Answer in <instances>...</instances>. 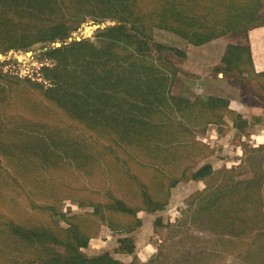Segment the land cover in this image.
Masks as SVG:
<instances>
[{
    "label": "trees",
    "instance_id": "1",
    "mask_svg": "<svg viewBox=\"0 0 264 264\" xmlns=\"http://www.w3.org/2000/svg\"><path fill=\"white\" fill-rule=\"evenodd\" d=\"M263 6L264 0H0L1 54L13 50L27 51L37 44L45 48L58 41L66 42L78 30L70 27L69 23L84 16H98L99 21L112 18L117 22L114 26L99 28L95 35L96 43L72 41L42 53V58L54 64L41 69L43 79L51 83V87L44 88L40 83L8 75L0 69V152L4 164L16 163L12 161L16 158L15 143L11 141L13 134L28 139L27 144L20 147L22 153L19 151L20 168L26 171L33 160L54 167L67 157L92 176L95 166L100 165L106 156L116 154L118 160V149L134 150L148 145L149 151L154 147L152 153L155 156L163 155L170 149L181 147L172 145V140L167 141L161 136L159 128L167 124L158 125L155 119L159 117V120L167 121L166 114L180 118L179 126L173 128L181 134H190L187 125L198 132L204 126L201 125L203 117H208L206 112L214 116L206 122L207 128L211 124L226 128V118H229L236 131L244 134L249 121L242 114L230 110L228 100L208 96L191 102L171 94L177 70L172 69L170 74H166L163 68L167 71V63L170 62L160 55L174 50L157 43L153 31L155 28L167 30L192 46L203 47L228 35H247L255 28L264 27V18L260 16ZM70 14L83 15L77 19ZM222 64L227 72L236 69L240 75H250L257 81L264 79V73L257 74L254 70L250 47L227 46ZM35 95L50 102L86 131L93 132L100 145L108 144V147L100 148L96 144L98 153H91L89 140H85L83 143L88 144L85 148L75 142V149L70 150L67 141L72 134L67 128L42 127L30 121L31 127L21 110L8 115L13 103L28 111L38 110L37 106L25 102L34 101L29 97ZM255 119L260 121V118ZM51 128H55L53 132L47 130ZM53 133L63 138L55 141ZM64 133L71 137L66 138ZM161 144H171L167 149L174 147L163 151L159 148ZM198 145L204 147L197 141L195 149ZM109 148L112 150L107 151ZM251 152L259 154L253 157V163L245 151V162L236 169H225L220 173L224 174L220 185L210 188L208 185V189L198 194L203 204L212 196L219 204L223 198L235 201V197L243 194L244 199L236 209L237 215L254 220L255 206L264 199V171L259 173L261 177L242 182L235 180L236 175H242L249 166H253L255 171L256 167L264 169V147L251 149ZM171 155L164 165L171 163ZM4 164L0 162V206L4 205L1 189L7 179L2 173ZM174 164L179 166L180 161ZM182 175L184 181L203 182L218 174L210 164H206L194 172L183 171ZM31 181L47 182L43 177ZM168 182L169 187H173L180 180L176 178ZM253 191L259 194L248 195ZM141 199L145 207L140 208L151 213L163 211L167 204L155 200L147 190L143 191ZM109 201L96 205L93 213L73 215L68 219L56 207H49L56 212V219L59 216L68 224L67 229H43L29 222L1 219L0 264H121L109 253L88 257L82 252L88 249L94 233L97 234L99 223L104 220L111 223L116 218L129 220L137 214V209L125 199L111 197ZM212 203L208 202L209 205ZM218 210L222 209L218 207ZM155 224L157 229L164 226L161 218ZM138 227L139 224H124L120 228L112 226L115 231L126 234ZM119 244L118 253L130 256L135 253L132 238L119 239ZM247 251L255 252L251 257L263 258L264 246L257 249L248 246ZM26 252H30L28 257L23 255ZM163 256L164 253H160L151 264L165 262Z\"/></svg>",
    "mask_w": 264,
    "mask_h": 264
},
{
    "label": "rangeland",
    "instance_id": "2",
    "mask_svg": "<svg viewBox=\"0 0 264 264\" xmlns=\"http://www.w3.org/2000/svg\"><path fill=\"white\" fill-rule=\"evenodd\" d=\"M70 15L78 19L83 14ZM98 18V16H84L72 20L69 26L77 27L78 30L70 39L96 43L95 35L99 28L114 26L117 23L116 19L109 18L101 22ZM245 36L228 35L203 47H195L170 31L155 28L154 40L174 50L160 55L170 62L167 63V71L163 68L166 74H170L172 69L177 70L176 76H173L171 94L184 99L195 98L194 101L186 99L191 102L208 96L228 101L233 98L251 107L259 106L264 109V86H262L264 79L257 81L250 75H240L236 69L227 72L226 66L222 64L227 46L247 47L244 46ZM70 39L66 42L58 41L45 48L42 44H37L27 51L13 50L5 54L0 53V69L8 75L40 83L44 88L51 87V83L43 79L41 69L44 66H52L53 63L42 58L41 55L59 48V45L61 47L71 43ZM175 51H178V54ZM157 63L160 65L159 62ZM35 97H29L34 101L25 102L37 106L38 110L28 111L16 107L13 103L8 115L21 110L24 119L29 121V126L31 121L42 127L67 128L69 134H72L71 137L64 133L66 138L71 137L70 141H67L70 143L68 144L70 147H67L70 150L75 149V142H79V146L85 148L87 144V142L83 143L85 140H89L88 150L91 153H98V144L100 148L108 147V144L100 145L93 132L86 131L81 125L68 119L62 111L40 95ZM233 107L235 108V105ZM206 114L208 117H203L204 122L201 125L204 126L200 127L198 132L187 125L189 135L181 134L173 128L179 126L180 118L166 114L167 121H164L163 118L159 120L158 117L155 119L158 125L167 124L166 127L159 128L163 139L172 140L174 142L172 145L181 146L175 148L177 149L175 153L173 152L175 149H170L174 146L168 148L170 150L167 149V145L171 144L159 145L161 150L168 151L157 156L152 153L154 147L149 151L148 145L134 150L121 147L122 149L116 150L120 155L118 160L116 154L106 156L100 165L95 166L92 176H88L83 167L77 166L76 162L67 157L62 160L63 163H58L59 165L54 167L33 160L27 171L21 169L19 151L22 153L20 147L25 146L28 139L15 137L16 135L13 134L11 141L15 143L16 158L12 161L16 163L4 164L3 154L0 152V162L4 164L1 166L2 173L6 174L4 176L7 178L1 189L4 205L0 206V220L6 218V221L13 219L25 224L29 222L43 229H67L68 224L59 216L56 219V212L49 210V207H56L68 219L73 215L93 213L96 205L109 203L111 201L109 198L113 197L125 199L129 205H133L137 209V216L134 215L129 220L116 218L111 223H105V220L99 223L97 234L94 233L88 249L82 250L88 257L109 253L121 264H151L160 253H164L165 262H158L159 264H264V254L263 258L258 259L251 257L255 255L254 251H247L248 246L256 249L264 246V199L261 204L255 206L257 208L253 212L255 218L251 221L248 217L237 215L236 212L244 199L243 194L235 197L236 202L233 199L223 198L219 204L215 203L214 196L207 198L203 204L202 198L198 195L208 189V185L209 188L212 185H220L224 180V174L220 175L223 170L236 169L243 161L245 162V151L248 158L252 157L251 163L255 161L253 157L259 154L251 152V149L264 147V116L260 121H256L255 118L250 119L249 127L244 134L237 131L234 134L229 128H219V133H212V129L208 132L209 126L208 128L205 126L206 122L214 116L211 112ZM54 129L47 130L53 132ZM42 130L46 132V128ZM53 134L55 141L63 138L62 135ZM211 137H214L212 141ZM218 137L219 140H216ZM197 141L203 143L204 147L198 145L195 149ZM111 150L109 148L107 151ZM170 154L173 155H171V163L168 166L164 165ZM177 161H180L179 166L174 164ZM206 164H210L218 174L215 178L203 182L183 180V171L194 172ZM248 168L246 172H242V175H236L237 182L261 177L260 174L264 171L259 167H256V171L253 166ZM41 177L47 182L31 181ZM176 178L180 182L176 186L169 187L168 181ZM146 190L155 200L167 202L163 211L151 213L140 208L145 207L141 196ZM258 194L253 191L248 195ZM209 201L214 203L209 205ZM218 207L222 209L220 212ZM159 218L163 221L162 229L156 228L155 223ZM124 224L126 226L139 224V227L129 234L112 228V226L120 228ZM127 237L132 238L136 246L135 253L131 256L118 253L119 239ZM29 253L23 255L28 257Z\"/></svg>",
    "mask_w": 264,
    "mask_h": 264
},
{
    "label": "crops",
    "instance_id": "3",
    "mask_svg": "<svg viewBox=\"0 0 264 264\" xmlns=\"http://www.w3.org/2000/svg\"><path fill=\"white\" fill-rule=\"evenodd\" d=\"M260 16L264 18V8H262L260 12ZM244 43H245L244 46L250 47L255 72L257 74L263 73L264 72V27L255 28L249 31V33L244 37ZM185 99L194 101L195 98H185ZM229 102H230L229 109L234 112H238L242 114L244 119H247L248 121H250V119L252 118H256V117L262 118L264 116V109L260 108L259 106L251 107L248 104H244L241 100L239 101L233 98H230ZM233 105H235V108L233 107ZM226 122H227L226 128L231 129V132L235 134L236 129L234 128L233 123L229 120V118H226ZM213 128H216L217 131ZM219 128H223V127L216 124H211L209 125L208 132H210V130L212 129L211 130L212 133L213 132L219 133ZM213 139L214 137H211V141ZM216 140H219V137Z\"/></svg>",
    "mask_w": 264,
    "mask_h": 264
},
{
    "label": "water",
    "instance_id": "4",
    "mask_svg": "<svg viewBox=\"0 0 264 264\" xmlns=\"http://www.w3.org/2000/svg\"><path fill=\"white\" fill-rule=\"evenodd\" d=\"M71 41H73V40H72V39H70V42H71ZM59 47H60V45H59ZM39 53H41V51H39Z\"/></svg>",
    "mask_w": 264,
    "mask_h": 264
}]
</instances>
